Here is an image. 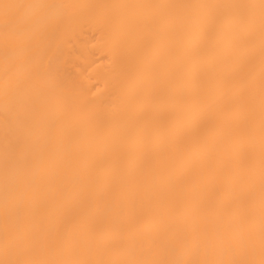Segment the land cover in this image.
Instances as JSON below:
<instances>
[{
  "label": "bare ground",
  "instance_id": "obj_1",
  "mask_svg": "<svg viewBox=\"0 0 264 264\" xmlns=\"http://www.w3.org/2000/svg\"><path fill=\"white\" fill-rule=\"evenodd\" d=\"M0 264H264V0H0Z\"/></svg>",
  "mask_w": 264,
  "mask_h": 264
}]
</instances>
